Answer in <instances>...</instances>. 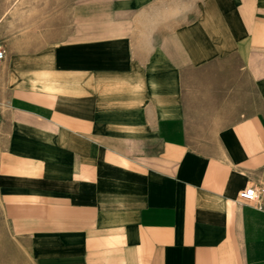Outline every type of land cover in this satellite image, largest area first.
<instances>
[{"label":"crops","instance_id":"1","mask_svg":"<svg viewBox=\"0 0 264 264\" xmlns=\"http://www.w3.org/2000/svg\"><path fill=\"white\" fill-rule=\"evenodd\" d=\"M74 9L0 87L13 234L38 264H264V0Z\"/></svg>","mask_w":264,"mask_h":264},{"label":"rangeland","instance_id":"2","mask_svg":"<svg viewBox=\"0 0 264 264\" xmlns=\"http://www.w3.org/2000/svg\"><path fill=\"white\" fill-rule=\"evenodd\" d=\"M75 0H0V31L8 48V61L0 70V87L12 70V57L44 55L60 38L74 34L80 27L75 18ZM252 85V84H251ZM3 88V87H2ZM250 87V105L257 100ZM250 106V107H251ZM211 132L198 135L200 141ZM198 139V138H197ZM26 238L13 234L4 214L0 196V264H38L28 249Z\"/></svg>","mask_w":264,"mask_h":264},{"label":"built area","instance_id":"3","mask_svg":"<svg viewBox=\"0 0 264 264\" xmlns=\"http://www.w3.org/2000/svg\"><path fill=\"white\" fill-rule=\"evenodd\" d=\"M7 58V51L4 39L0 35V68L5 63ZM0 122H1V111H0ZM240 198L248 202L254 203L258 208L264 207V194L262 190H259L257 187L252 186L246 188L240 193Z\"/></svg>","mask_w":264,"mask_h":264}]
</instances>
